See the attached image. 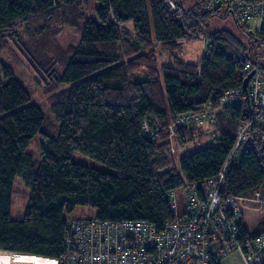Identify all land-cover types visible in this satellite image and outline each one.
Masks as SVG:
<instances>
[{
    "label": "trees",
    "instance_id": "16d2710c",
    "mask_svg": "<svg viewBox=\"0 0 264 264\" xmlns=\"http://www.w3.org/2000/svg\"><path fill=\"white\" fill-rule=\"evenodd\" d=\"M174 1L182 17L169 14L164 0H93L90 5L83 0H0V53L14 45L35 70L46 73L48 109L56 122L50 126L12 67L0 62L1 254L58 257L67 219L78 206L94 209L92 218L159 226L170 217L167 191L218 172L233 143L230 132L242 119L241 108L218 112L217 139L177 162L169 152L171 138L184 144L202 137L206 127L151 136L141 124L155 119L166 127L184 113L216 111L224 91L242 87L247 62L263 66L231 47L223 31L209 33L201 26L202 14L218 12L203 7L195 14ZM90 8L94 17L88 15ZM66 28L77 33V43L52 50L50 43ZM246 31L264 47V38ZM200 35L208 42L198 61L175 55L182 41ZM156 46L168 56L159 68ZM141 69L146 78L132 81ZM36 135L37 165L27 152ZM73 151L114 172L73 162ZM16 176L29 189L20 220L11 218ZM263 180L264 162L246 153L239 166L227 171L223 190L249 197Z\"/></svg>",
    "mask_w": 264,
    "mask_h": 264
},
{
    "label": "built area",
    "instance_id": "2783aa9c",
    "mask_svg": "<svg viewBox=\"0 0 264 264\" xmlns=\"http://www.w3.org/2000/svg\"><path fill=\"white\" fill-rule=\"evenodd\" d=\"M202 3L207 11L227 9L237 21L249 23L251 31L264 38V0ZM163 7L174 17L183 15L182 7L174 0H164ZM198 39L203 44L208 42L204 35ZM245 69L254 72L246 90L239 87L224 91L222 105L216 111L184 113L166 127L155 119L152 124L142 122V130L151 136L204 125L206 134L216 140V114L241 108L242 119L230 132L233 143L218 172L184 182L164 194L170 210L168 219L157 226L146 220L71 217L66 222L58 257L14 253L25 259L17 263L0 260V264H224L230 253L236 254L242 264H264V180L249 197L223 190L227 171L239 166L244 154L252 153L264 162V67L247 62ZM177 189L183 191L181 206L176 198Z\"/></svg>",
    "mask_w": 264,
    "mask_h": 264
},
{
    "label": "rangeland",
    "instance_id": "374dc122",
    "mask_svg": "<svg viewBox=\"0 0 264 264\" xmlns=\"http://www.w3.org/2000/svg\"><path fill=\"white\" fill-rule=\"evenodd\" d=\"M88 5L93 4V0H83ZM181 3L185 10H192L195 14L202 13L203 3L200 0H181ZM206 11V10H205ZM89 17H94L92 9L87 10ZM203 18V23L201 26L209 33L213 31H223L225 37L229 40L230 46L244 53L247 56H251L256 59L259 64L264 67V47L259 41H254L252 37L247 33V29H250V24H243L237 21L235 17L227 11V9L222 8L216 14H211L206 12L201 16ZM77 33L68 28L64 29L60 35L56 37L54 46H51L52 50L65 49L69 44L77 43ZM58 43V44H57ZM57 45L59 47H57ZM204 44L197 38L190 39L188 41H182L180 50L175 52V55L187 62H196L200 59ZM232 50V48H231ZM157 56L156 63L159 68L162 63L167 62L168 56L166 53L161 52L159 46H156ZM0 62L3 64H8L12 67L14 71V76L21 82L25 89L30 94V102L36 103L41 106L42 111L45 113L47 122L51 123L50 126H55V118L50 113L48 107V98L45 91V86L48 81L46 73L43 71L35 70L32 65L24 58V56L17 50V48L11 45L0 53ZM146 78V73L144 69H141L134 73L132 81L140 82ZM67 84L59 85L58 88L66 87ZM206 128H203V135L200 138H195L192 141H188L184 144H178L171 138L170 150L173 154L175 161L186 154L193 151L201 149L213 143V139L206 134ZM169 139V138H168ZM27 152L32 156L35 164L38 162V138L37 135L33 137L30 145L27 148ZM73 162L82 164L88 167L95 168L103 172H114V170L107 165L92 159L91 157L84 155L78 151H73L71 155ZM183 191L181 189L176 190V198L178 200L179 206L182 203ZM29 197V189L24 185L20 176H16L13 181L12 188V203H11V218L14 220H20L25 211L27 200ZM94 209L86 206H78L70 214L71 217H89L94 216ZM1 255V253H0ZM18 259H23L18 257ZM15 261V260H13ZM224 264H242L240 259L236 254L230 253L225 258Z\"/></svg>",
    "mask_w": 264,
    "mask_h": 264
},
{
    "label": "bare ground",
    "instance_id": "6f19581e",
    "mask_svg": "<svg viewBox=\"0 0 264 264\" xmlns=\"http://www.w3.org/2000/svg\"><path fill=\"white\" fill-rule=\"evenodd\" d=\"M165 221V220H164ZM0 252H1V250H0ZM4 254H1L0 255V260L1 261H4V262H6L8 259H10L11 261H13V260H15V261H13V262H15V263H17V262H19V261H22L23 259H25V258H23V259H18L17 258V255H15V254H13V253H7V252H4V251H2ZM19 257V256H18Z\"/></svg>",
    "mask_w": 264,
    "mask_h": 264
},
{
    "label": "water",
    "instance_id": "95a60500",
    "mask_svg": "<svg viewBox=\"0 0 264 264\" xmlns=\"http://www.w3.org/2000/svg\"><path fill=\"white\" fill-rule=\"evenodd\" d=\"M253 73H254L253 71L249 72L248 75L246 76V78L244 79L243 84H242L243 90H246L247 83H248L250 77L253 75ZM247 102H248V100H247Z\"/></svg>",
    "mask_w": 264,
    "mask_h": 264
}]
</instances>
